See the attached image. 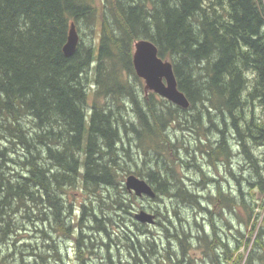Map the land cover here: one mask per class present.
Listing matches in <instances>:
<instances>
[{
	"label": "trees",
	"instance_id": "trees-1",
	"mask_svg": "<svg viewBox=\"0 0 264 264\" xmlns=\"http://www.w3.org/2000/svg\"><path fill=\"white\" fill-rule=\"evenodd\" d=\"M71 22L94 37L66 57ZM141 39L152 41L159 56L173 63L178 88L191 103L188 110L143 89L133 65L134 45ZM259 109L264 114V0H0V241L17 248L18 238L11 243L14 230L25 227L14 215L24 209L35 213L27 220L34 217L38 223L45 213L48 226L36 229L46 241L41 246L34 236L20 246L23 262L24 256H37L43 264H60L58 242L64 238L75 243L79 264H87L97 234L110 240L105 246L111 263L115 247L125 248L135 264H156L159 258L149 254L169 260L176 252L163 255L155 234L134 219L138 198L124 185L130 172L122 167L121 155L134 162L133 143L146 156L144 162L153 163L147 173L134 174L153 187L154 201L167 197L192 207L196 217L200 212L211 216L213 236L196 225L216 264L220 246L229 262L255 264L250 253L239 252L234 259L236 250L216 234L213 215L221 204L222 210L239 208L249 226L254 216L249 199L255 190L264 197V149L257 157L250 147L264 148V123L254 118ZM175 126L204 132L197 153L214 168L229 164L228 138H236L253 168L255 182L247 186L253 193L245 195L241 187L237 195L220 186L204 190L216 180L202 167L204 189L191 190L175 168L170 136ZM216 131L221 137L213 144L207 133ZM172 158L170 166L166 162ZM70 191L83 197L75 216L67 200ZM165 223L169 245L176 242L185 263L195 264L188 257L193 235L186 220L175 212L164 217ZM256 225L253 246L263 251L256 258L264 262L263 229Z\"/></svg>",
	"mask_w": 264,
	"mask_h": 264
},
{
	"label": "rangeland",
	"instance_id": "rangeland-1",
	"mask_svg": "<svg viewBox=\"0 0 264 264\" xmlns=\"http://www.w3.org/2000/svg\"><path fill=\"white\" fill-rule=\"evenodd\" d=\"M100 1V0H99ZM79 28V27H78ZM97 32V31H96ZM81 39H83L84 43L88 44L90 39L94 37L92 35V32H90L88 29L86 30V33L84 31V28L82 27L79 30ZM90 35V36H89ZM91 37V38H90ZM92 41V39H91ZM95 65V63L93 64ZM135 81V80H133ZM142 87L143 89L145 88L144 82L142 80ZM91 94V99L90 103L92 102V92ZM193 113V112H192ZM257 113L261 116V122L264 123V114L262 111L259 109ZM28 121H31L30 118H28ZM170 136L173 140L174 143V152L176 154V159L174 160L175 168L177 170V173L182 176L185 180V184L194 192H199L201 189H204L200 184L203 183L202 181V174L199 169V167L204 170L208 175L211 177L216 178L218 180L217 183H204L206 185L205 190L207 191H216L218 186H220L224 193H232L234 195H237V190L239 189V183L236 182L230 175V172L236 174L239 178H244V179H249L251 183L255 182V176L253 171L250 170H242V164L247 166V162L244 160L243 152L238 150L236 147V144H234L233 150L236 155V157L233 160V165L230 166L229 164H219L218 168H214L213 166H208L207 160L204 159L202 156V153H197V142H200L201 139L205 140V135L204 132L201 130H189L186 127H172L170 129ZM207 136L210 138L209 140L214 144L216 141H219L221 135L219 132H212V133H207ZM232 137V136H231ZM230 137V138H231ZM233 139V138H231ZM234 143L236 141H233ZM177 144V145H175ZM255 144H251L250 147L254 151V154L257 157L261 156V153L264 148L259 147L258 149L254 147ZM185 146V149H189L186 151L182 147ZM130 156L132 159H134V162L130 161L127 157H125L124 154L121 153L122 155V167L125 168L127 171L130 173L128 175H125V180H124V185L126 182V178L129 175H135L134 172L137 170H141L143 173H147L150 168L153 167V163L150 161L144 162L146 156L144 155L143 152H140L138 149L135 148V145L131 143L130 145ZM240 152V153H239ZM120 153V152H119ZM242 154V155H240ZM124 155V156H123ZM196 157V159H194ZM239 162H238V161ZM173 158L168 162L170 166H172ZM161 165L163 162H160ZM262 166V165H261ZM20 170H16L18 172ZM136 176V175H135ZM138 177V176H137ZM143 179V178H142ZM216 185V187H215ZM247 185V182L244 180L242 182V189H245V186ZM201 186V187H199ZM216 188V189H215ZM247 193H253V189L251 190L250 188L245 189ZM258 191L255 190L254 196H251L249 199L250 203L254 206V216L253 219L251 220V224L249 226L245 225L244 218L247 217V214L244 210H240L239 208H235V212H231L228 209L222 210L221 208L224 207L222 204L220 205V209L216 211V213L213 215V220L215 222V227L217 230V235L220 237L221 241L223 244L228 245L231 249H239V252L245 253L247 255L248 253L253 254L254 259H255V264H264V262H259L256 258V256L259 255V253H263V251L260 250L259 247H257L255 244L253 246V241L255 239V235L257 234V231H255L253 234H251V230L253 229L254 224H256V230H259V232L263 229V234H264V197H262ZM76 195V191H70L69 195L67 196V200L72 204L73 206V214L74 216L78 214V207L79 205V199L83 200V197L79 198L78 195L76 197H73V195ZM66 207L68 208V205H70L68 202L66 203ZM137 207L135 208L134 211V216L137 212H140L141 209L146 210L148 213L151 214H156L158 215V221L160 224L157 226L152 225L149 226L147 225L148 230H151L155 236H156V249L160 250V252L165 255V252L169 250L171 253L176 252L175 254H171L169 256H163L162 258H159V260L163 259L164 263L163 264H175L174 262H179L178 264H186L184 261V256H182L181 251L179 252V247L176 245V242H168V239L166 238V231L165 227L166 223L164 226L161 224L164 221V217L166 218H172L175 216V212H178V215H181L185 220L186 223L189 227H187L188 232H191V235H193V242L191 243L190 247V255L188 256L191 260L195 262V264H216L215 263V257L211 259L212 256L208 255V240L203 241L202 240V235L204 233L199 234L198 233V228L196 225V218H193L195 210L192 209V207L180 203H176L173 200H170L167 197H163L161 200L160 198L157 201L148 199V198H138L137 201ZM176 210L175 212H173ZM212 210L213 207H212ZM158 212V213H157ZM35 213L33 214H27L24 209H21L18 214L14 215L15 216V221L18 222L19 224H23L25 228L18 229L16 228L13 233V238L11 239V243L16 240V238L19 239V242L17 243V250L8 243H3L0 241V253L6 250V247H9L7 250L8 252L5 254V256H0V261L2 258L6 257L7 261L5 264H43L40 258L36 256H24L26 260L24 262L22 261V253L23 249L20 247L26 243H30L32 240L30 239V236H34L37 238V240L40 243V246L45 243L46 241L43 240L41 237H44V235L37 234L36 229L40 226L42 227V230H46L47 228L45 225L48 226V222H45V214L43 218H41L40 223H38V219L34 220V217L30 221H28V217L34 216ZM110 214V213H109ZM105 215V214H102ZM204 218L198 214V219L197 223L202 224L205 228V234L207 236H213L214 231L210 225V219L211 216L209 214L207 215H202ZM7 218V217H6ZM25 219V220H23ZM28 219V220H27ZM172 226L170 227V229ZM35 230V231H34ZM79 232V228H76ZM171 233H173L172 230H170ZM85 233V232H84ZM89 237L93 239L92 233L87 234ZM97 238V239H96ZM251 239L249 246H246L247 240ZM264 238V236H263ZM33 239V238H32ZM96 239L97 243V255H91L87 256V264H110V260L108 254L106 253V248L105 244L107 245L109 243V238L107 236L99 235L97 234V237L94 238ZM212 239V238H210ZM1 240V238H0ZM112 240H117V239H112ZM45 241V242H44ZM134 241V240H132ZM8 242V241H7ZM127 246V241L122 240ZM264 242V240H263ZM33 244L35 246L39 245L36 244L35 241L33 240ZM58 245H61L60 247V252L63 258V261L60 262V264H79V260H77L76 256V246L75 243L70 240V239H59ZM253 246V249H252ZM26 253L28 251L26 248H24ZM15 251L17 253H15ZM114 256H112V260L114 264H135V262L132 260L130 257L129 253L125 248H114L112 250ZM15 253V254H14ZM217 253L220 255L218 256V261L220 264H233L232 261L229 262V259H226V256H224V251L223 249L221 250L220 248L218 249ZM122 256V257H121ZM149 256H157L158 255H150ZM237 256H234V259H236ZM247 257V256H245ZM106 260V261H104ZM159 260L157 261L156 264H158ZM174 260V262L172 261ZM181 261V262H180Z\"/></svg>",
	"mask_w": 264,
	"mask_h": 264
},
{
	"label": "water",
	"instance_id": "water-1",
	"mask_svg": "<svg viewBox=\"0 0 264 264\" xmlns=\"http://www.w3.org/2000/svg\"><path fill=\"white\" fill-rule=\"evenodd\" d=\"M78 44L79 35L75 24L72 23L67 43L63 48L65 56H73ZM133 65L135 74L144 81L146 93L153 92L184 110L190 108V101L178 88L173 64L159 56L158 48L152 41L146 39L136 41ZM125 186L129 192L139 198L147 196L149 199H155L157 197L148 181L135 175H129L126 178ZM135 218L141 224L154 225L156 223V216L145 210L137 212Z\"/></svg>",
	"mask_w": 264,
	"mask_h": 264
},
{
	"label": "bare ground",
	"instance_id": "bare-ground-1",
	"mask_svg": "<svg viewBox=\"0 0 264 264\" xmlns=\"http://www.w3.org/2000/svg\"><path fill=\"white\" fill-rule=\"evenodd\" d=\"M72 23H74L75 24V22H71V24ZM71 24H70V26H71ZM75 26H76V29H77V25L75 24ZM79 28L77 29V32H78V35H79V44L81 43V41H83V39H81V36H80V33H79ZM90 36V35H89ZM91 38V37H90ZM91 40V39H90ZM89 42H91V41H89ZM79 44H78V46H79ZM158 48V47H157ZM159 51V50H158ZM167 61H169V60H167ZM169 62H171V61H169ZM172 63V62H171ZM173 64V63H172ZM253 79V78H252ZM253 104H254V107L256 108V106L258 105L257 104V101L254 99V102H253ZM127 112V111H126ZM128 113V112H127ZM133 114V113H132ZM254 114H256V110L254 111ZM259 116L260 115H257L256 114V116H254V118L256 117V119H259ZM255 119V120H256ZM260 120H261V116H260ZM231 137V136H230ZM228 138V144H229V147H230V152H231V156H230V160H229V168H230V166L231 165H233L232 163H233V160H234V158L236 157V155H239L238 153L237 154H235V152H234V150H233V147H234V144H236V147L238 148L239 146H238V141L236 140V138H234V137H231V138H233V139H231V138ZM233 141H236L235 143L233 142ZM238 150H240L239 148H238ZM240 153V152H239ZM240 155H242V154H240ZM243 158H244V160H245V156H243ZM238 161V160H237ZM239 162V161H238ZM247 162V161H246ZM209 166V165H208ZM219 167V165L217 166V168ZM242 170H244V171H246V170H250V171H253V168L251 167V165L249 164V162H247V166L246 165H243L242 164ZM205 172V171H204ZM206 173V172H205ZM230 175H231V177L233 176V175H236V174H234V173H232V172H230ZM206 176L208 177V178H212V179H214V180H216V178H214V177H211L210 175H208L207 173H206ZM237 177V180H240L241 181V184H239V187H241L242 188V182H244V180L247 182V185L245 186V188H247V186H249V184L251 183L250 182V180L249 179H244V178H239L238 176H236ZM233 178V177H232ZM146 180V179H145ZM235 180V179H234ZM211 183H213V182H211ZM211 183H208V184H211ZM214 183H219L218 182V180H216V182H214ZM241 185V186H240ZM205 190V189H204ZM239 191V189L237 190V192ZM244 191V193H245V195H247L248 193H247V191L244 189L243 190ZM131 193V192H130ZM134 194V193H133ZM157 194V193H156ZM135 195V194H134ZM200 195L202 196L203 195V191L202 192H200ZM136 196V195H135ZM137 197V196H136ZM137 198H139V197H137ZM141 198H148L147 196H142ZM149 199V198H148ZM156 199V198H155ZM155 199H151V200H155ZM61 207V206H60ZM202 207H205L206 208V205L204 204V205H202ZM141 210H143V209H141ZM140 210V211H141ZM146 211V210H145ZM199 211V210H198ZM196 213V212H195ZM45 214V213H44ZM44 214L42 215V218H43V216H44ZM200 214V216L202 217V218H204L202 215H204L203 213H199ZM155 216H156V221H158V218H157V215L156 214H154ZM45 217V216H44ZM193 218H196V220L194 221V222H196L197 223V219H198V216L196 217L195 215L193 216ZM134 219L136 220V222H138L137 221V219L135 218V216H134ZM139 223V222H138ZM139 224H141V223H139ZM198 224V223H197ZM198 225H202V224H198ZM197 228H199V226L197 227ZM190 241L191 242H193V239L191 238L190 239ZM97 244L96 245H94V249H95V254L94 255H97V251H96V249H97V247L99 246H97ZM99 248V247H98ZM105 248H106V251L108 252V248L105 246ZM221 250H222V247L220 246L219 247ZM229 249H230V251L231 250H233V249H231L230 247H229ZM234 250H236V254H235V256H237L238 254H239V249L237 250V249H234ZM220 256V255H219ZM162 256H158V258H161ZM104 261H106V260H104ZM110 264H114V262H110Z\"/></svg>",
	"mask_w": 264,
	"mask_h": 264
},
{
	"label": "flooded vegetation",
	"instance_id": "flooded-vegetation-1",
	"mask_svg": "<svg viewBox=\"0 0 264 264\" xmlns=\"http://www.w3.org/2000/svg\"><path fill=\"white\" fill-rule=\"evenodd\" d=\"M122 257V256H121ZM173 262H174V260H172ZM174 263H176V262H174Z\"/></svg>",
	"mask_w": 264,
	"mask_h": 264
}]
</instances>
